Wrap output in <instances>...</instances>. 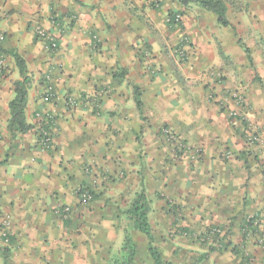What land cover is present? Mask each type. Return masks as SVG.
Returning <instances> with one entry per match:
<instances>
[{
	"label": "crops",
	"instance_id": "0c3cea01",
	"mask_svg": "<svg viewBox=\"0 0 264 264\" xmlns=\"http://www.w3.org/2000/svg\"><path fill=\"white\" fill-rule=\"evenodd\" d=\"M224 3L222 25L178 0H0V264L110 263L100 233L142 189L176 206L182 264H264V0ZM18 57L30 127L11 132Z\"/></svg>",
	"mask_w": 264,
	"mask_h": 264
},
{
	"label": "rangeland",
	"instance_id": "374dc122",
	"mask_svg": "<svg viewBox=\"0 0 264 264\" xmlns=\"http://www.w3.org/2000/svg\"><path fill=\"white\" fill-rule=\"evenodd\" d=\"M169 21L171 23L170 19H169ZM179 24H180V22H179ZM183 41H185V43L189 42L187 35L183 36ZM246 42H247L246 44L250 45L251 47L252 46L254 47V46H256L257 41L254 39H251V40L246 41ZM254 48L255 49H253L252 51H256V47H254ZM234 92H236V91H234ZM234 92H232L233 93L232 98H234L236 100L237 104H241L244 101L243 105L246 108L247 100H246L245 95L240 94V93L236 94L238 92H236V93H234ZM171 132L175 136V139L173 140L172 138H170L166 134L167 139L171 142L176 141L178 137L176 136V134L173 131H171ZM250 134H252V132H250ZM250 134H248V135H250ZM259 138H261V137H259ZM163 193H164L163 196H165L169 200L171 199L170 193H168V194H166L165 192H163ZM83 194L84 195L90 194L91 197L86 198ZM128 195L130 198L125 200V202L127 204L128 203L130 204L131 201H133L134 196L130 195V194H128ZM79 196L81 199V203H84V204L90 203L94 200L92 193L89 192L88 190L87 191L80 190ZM165 197H162V198L165 199ZM160 199L161 198H158L157 201ZM173 205H176V203H174ZM65 209H66V211H65ZM118 209H120V208H117V210ZM81 210H82V208H81ZM56 212L62 218L64 217V219H66V220L68 219L71 223L76 221L74 219H71L73 209L69 205L58 206ZM150 212H151L150 213V221H151L150 224L153 227L152 229H153V233H154L155 240H156L155 244L157 245V247L159 248V250L161 251V253L165 257V260L172 262V264H182V261L176 257V246H174L175 245V239H177V236L179 234V232L177 230L178 228H177V222H176V213H177L176 206L174 208H172V210L170 211V213H171L170 216H165L164 213L162 212V210H159L158 208H155L153 206H152ZM81 214L83 215V213H81ZM94 220H95V222L96 221L101 222L100 219H97V218ZM102 220H103V218H102ZM111 220L112 219L108 218V222H109L110 226H108V227L105 226V228H103L101 233H100V234H102V238L104 241L103 250H104L105 258H106V260H107V258H110V263L106 262L105 264H117L118 262H122V260L124 259V255H125L123 247L125 245L127 238H131L137 245L136 246L137 247V254L135 255V258H134L135 264H154L153 260L150 257V254L147 250L146 236L134 229L132 221L129 219L127 214H125V212L122 210L121 211L118 210V214L116 215V220H115L116 222H113ZM6 222H8V221L6 220L4 222V224H3L4 228L1 231V239H2L3 243H7L10 240V238H9V236H10V232H9L10 222H8V223H6ZM115 224H116V226H114ZM4 231H7V233H8V240L7 241L4 239V236L2 235V232H4Z\"/></svg>",
	"mask_w": 264,
	"mask_h": 264
},
{
	"label": "trees",
	"instance_id": "16d2710c",
	"mask_svg": "<svg viewBox=\"0 0 264 264\" xmlns=\"http://www.w3.org/2000/svg\"><path fill=\"white\" fill-rule=\"evenodd\" d=\"M181 5L188 6L190 4H198L207 10L214 12L218 21L222 24H228L226 17V6L223 0H178ZM18 65L23 75V80L18 81L15 85L16 96L10 102L11 119L9 120V129L11 132L26 131L30 126L25 121V102L27 96L28 80L25 76V65L23 60L18 57ZM151 210L150 201L142 189L136 194L133 201L124 210L125 214L132 221L133 227L136 231L142 233L147 239V250L150 254L154 264H172L162 256L161 251L155 244V236L149 220V212ZM136 243L127 238L124 250V259L117 264H135V255L137 254ZM7 249L5 250V253ZM4 253V254H5ZM6 263L13 264L9 261L7 253L5 255Z\"/></svg>",
	"mask_w": 264,
	"mask_h": 264
},
{
	"label": "built area",
	"instance_id": "2783aa9c",
	"mask_svg": "<svg viewBox=\"0 0 264 264\" xmlns=\"http://www.w3.org/2000/svg\"><path fill=\"white\" fill-rule=\"evenodd\" d=\"M180 20V15H176L175 16V21L178 22ZM36 32L37 34L45 41V45L48 49H56L58 47V42L56 37L49 31H47L46 29L42 28L41 26H36ZM3 39V35L0 34V41ZM175 53H177L179 56H184V49L182 47H177L176 49H174ZM6 67V57L3 53L0 52V70H3ZM55 96V93L53 91V89L48 86L47 89L45 90V99L46 100H50ZM68 101L70 103H74V99L69 97ZM240 102V101H239ZM236 111H234L235 114ZM165 133L172 138L173 140L175 139V136L173 135V133L169 130V129H165ZM260 140L259 137L257 135H251L250 136V141H258ZM49 139L44 142V144H48ZM86 198L91 197L90 194H85L84 195ZM68 209V208H67ZM66 211V209H65ZM8 223V222H6ZM2 235L4 236V239L7 241L8 240V233L7 231L2 232Z\"/></svg>",
	"mask_w": 264,
	"mask_h": 264
}]
</instances>
